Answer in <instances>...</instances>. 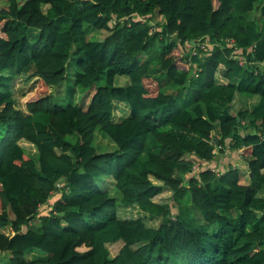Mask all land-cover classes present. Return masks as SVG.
<instances>
[{
	"label": "trees",
	"instance_id": "obj_1",
	"mask_svg": "<svg viewBox=\"0 0 264 264\" xmlns=\"http://www.w3.org/2000/svg\"><path fill=\"white\" fill-rule=\"evenodd\" d=\"M6 2V264H264V0ZM89 32L106 35L91 40ZM205 42L207 52L198 48ZM187 45L201 56L190 57ZM29 71L34 85L18 107L12 81ZM92 88L86 107L75 102L79 89ZM238 95L258 101L233 113ZM97 131L112 151L96 149ZM22 144L35 148L36 159ZM227 148L249 156L248 185L235 168L195 171ZM163 192L174 203L186 200L188 213L171 216L168 204L154 201ZM53 193L58 198L40 214ZM129 209L138 216L123 218Z\"/></svg>",
	"mask_w": 264,
	"mask_h": 264
},
{
	"label": "rangeland",
	"instance_id": "obj_2",
	"mask_svg": "<svg viewBox=\"0 0 264 264\" xmlns=\"http://www.w3.org/2000/svg\"><path fill=\"white\" fill-rule=\"evenodd\" d=\"M7 2L6 0H0V8L6 7ZM159 22V18L156 16L155 17V22ZM90 33V32H89ZM106 35L105 32H93L89 34V38L91 40H100L102 38H104ZM180 51V50H179ZM181 53V51H180ZM196 69V68H195ZM197 70V69H196ZM32 71H29L23 75L17 76L13 79V90H14V97L17 103V106L20 107L22 106L21 104V97L22 94L30 91L34 85V81L31 74ZM146 83H149L150 81H145ZM124 80H122L121 78L118 79V84H124ZM152 85L153 83L151 82V86L149 89L152 90ZM48 92L52 93V95L56 96L57 94L54 92V89H49ZM90 95L86 97V95L88 93H90ZM94 92V88L92 89H88V90H84V89H79L78 93L76 94L75 97V102L78 104H81L82 102H84L83 105H85V107L87 106V104L89 103V100L91 98V95ZM60 94L62 95V93L60 92ZM239 96V95H238ZM37 98V96H31L29 97V99H34ZM236 99H238L236 97ZM254 100L253 99H248V98H241L238 99L237 101L234 102V107H233V113L236 112V110L239 107H249L251 105H253ZM119 116H123L125 114V107L122 105L118 106V112L116 113ZM70 141H74V138H67ZM95 147L99 152H103V151H112L114 149L113 144L109 141L108 138H106L100 131L96 132V137H95ZM23 148L25 149L26 153L28 156L32 157L33 159H36V152H35V148L33 146L27 145V144H22ZM234 156L236 157V154H234ZM230 159H232V157H230ZM61 186V184H60ZM112 197H115L117 199V202H120L121 199V195L116 192V191H112V193L110 194ZM58 198L57 193H53L52 197L49 199V201L45 204L42 205L39 209V213L43 214L49 211V209L51 208L52 203ZM154 201L157 203H165L168 204L171 211L170 214L171 216L177 215L178 213H183L184 215H186V213H188V202L186 200H183L180 204L179 203H174L172 200V194L170 192H163L162 194H160L159 196L154 198ZM138 214L136 211H134L133 209H129V210H125L122 211V217L123 218H135L137 217ZM148 226H156L155 223H147ZM121 247V244H116L110 247V253L112 255H115L117 253V251L119 250V248ZM6 256L0 255V264H6Z\"/></svg>",
	"mask_w": 264,
	"mask_h": 264
},
{
	"label": "crops",
	"instance_id": "obj_3",
	"mask_svg": "<svg viewBox=\"0 0 264 264\" xmlns=\"http://www.w3.org/2000/svg\"><path fill=\"white\" fill-rule=\"evenodd\" d=\"M236 97L238 99H241L243 97L247 98L246 96ZM238 99L235 98V101H237ZM253 100V104H255L258 101V97H253ZM242 153L243 150L231 151L228 148L223 153L215 152L216 156L210 163H208V167L216 173H222L229 167L235 168L239 172V182L243 185H248L250 179L249 172L246 166V160L249 158V156H243ZM234 154H236V157L234 156ZM230 157H232V159H230ZM205 164V162H201L202 166H204Z\"/></svg>",
	"mask_w": 264,
	"mask_h": 264
},
{
	"label": "built area",
	"instance_id": "obj_4",
	"mask_svg": "<svg viewBox=\"0 0 264 264\" xmlns=\"http://www.w3.org/2000/svg\"><path fill=\"white\" fill-rule=\"evenodd\" d=\"M230 44L232 45V42H230ZM187 48L189 49L188 50V52H189V54H190V57H193V56H201V54L199 55L198 54V52H197V49L196 48H193V47H190V46H188L187 45ZM198 48L199 49H201V50H203V51H206V50H208V49H211L212 48V46L208 43V42H205V43H203V44H200L199 46H198ZM207 52V51H206ZM206 52H204V53H206ZM234 54H237V60L239 61V64L240 65H243L244 64V62H243V58H241L240 56H239V54H238V51L237 50H235L234 51ZM194 77H197V70L195 69L194 70ZM220 149V147H216V149H215V151L216 150H219ZM201 162H203V161H198V164H197V167L195 168V171H197V170H201V169H204V168H208V163H206L204 166H202L201 165ZM194 171V173H196Z\"/></svg>",
	"mask_w": 264,
	"mask_h": 264
}]
</instances>
